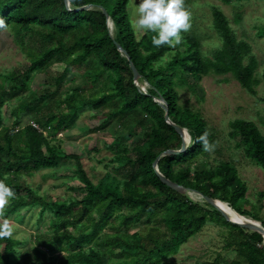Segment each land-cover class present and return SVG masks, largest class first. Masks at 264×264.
Returning a JSON list of instances; mask_svg holds the SVG:
<instances>
[{
	"label": "trees",
	"instance_id": "1",
	"mask_svg": "<svg viewBox=\"0 0 264 264\" xmlns=\"http://www.w3.org/2000/svg\"><path fill=\"white\" fill-rule=\"evenodd\" d=\"M68 1L70 9L63 0H0V17L7 21V29L37 34L50 43L30 59L25 69L4 76L3 81L10 82L7 88L0 84V179L15 191L4 217L24 207H37L39 220L49 215L51 233L37 239L43 252L37 248L32 253L24 250L21 257L18 248L23 242L11 234L0 236V264H163L210 222L226 224L233 231L228 234L225 248H231L235 256L201 264H264L260 234L228 223L209 204L194 203L187 195L169 188L152 166L165 151L180 149L182 139L166 123L167 114L172 123L187 130L191 145L178 154L161 156L156 165L158 172L184 189L227 203L237 214L251 217L264 227V218L258 219L244 208L246 186L232 165L220 162L207 169L193 166L205 153L201 135L207 132L212 141V134L198 112L179 106L175 89L191 86L183 73L193 77L229 74L250 96H256L258 81L250 46L235 38L225 15L215 7L212 25L221 44L207 58L201 55L193 36H183L174 49L166 44L154 45L155 33L147 32L137 39L127 12L129 0ZM229 1L222 0L225 4ZM85 5L92 8L73 10ZM102 9L111 21V35ZM258 36L264 37V28ZM115 43L133 63L140 81L147 84L145 93L135 85L129 62ZM166 54L170 58L158 64ZM55 62L63 64V70L53 78L55 89L21 98L28 91L31 74L44 73ZM73 69L92 87L103 76L102 86L90 93L85 87L73 88L63 95L61 107L53 110L44 101L52 102ZM9 98L18 101L10 111L15 125L27 111L44 123H37L38 128L26 124L11 133L3 126L1 116V108ZM155 99L162 100L165 107ZM259 101L264 105V98ZM85 109L100 112L102 123L122 121L129 114L138 124H147L141 142L114 150L112 161H119L118 167L111 169L114 174L105 171L97 182L83 170L78 155L52 145L43 131L48 129L56 135ZM228 126V137H239L244 156L264 171V135L258 127L242 119ZM68 159L75 162L78 197L60 200L35 196L28 184L16 180L24 172L54 169ZM121 169L124 175L119 178ZM142 218L147 224L145 233L130 232ZM157 223H162L164 230L154 225Z\"/></svg>",
	"mask_w": 264,
	"mask_h": 264
},
{
	"label": "rangeland",
	"instance_id": "2",
	"mask_svg": "<svg viewBox=\"0 0 264 264\" xmlns=\"http://www.w3.org/2000/svg\"><path fill=\"white\" fill-rule=\"evenodd\" d=\"M185 5L192 13V27L184 32L183 36L195 37L201 55L211 58L212 52L221 44L212 25L211 14L212 8L215 7L225 15L235 38L250 46V54L255 60L254 77L258 81L256 96H250L229 74H207L197 77L188 73L182 74L183 77H187L192 88L188 85L175 87L178 92V104L182 108L201 115L209 126L212 142L215 145L212 151H205L199 156L193 166L207 169L220 162H228L232 165L246 186L244 208L258 219H263L264 196H260V193H264V171L244 156L239 137L232 139L228 137V125L236 119L250 121L264 135V105L259 101L260 98H264V37L258 36V32L264 28V0H230L228 4L223 3L222 0H185ZM127 12L135 35L139 39L145 32L138 31L133 26L132 21L135 18L133 0H129ZM49 45L47 39L37 34L14 33L11 29L2 31L0 33V84L4 83V88H7L10 82H4V76L25 69L30 59ZM170 56V54L164 55L158 64H164ZM247 62L248 60L245 59L244 63ZM62 70L63 64L55 62L44 73H32L28 91L21 98L31 93L39 94L46 89L53 91L55 89L53 78ZM102 79L103 76L97 86L92 87L84 82L76 69H73L63 80L61 89L54 95L52 102L45 100L44 103L53 110L58 109L61 107L60 102L65 93L80 87H85L87 93L96 91L102 86ZM140 87L146 89L147 84L141 83ZM155 101L165 107L162 100L155 99ZM17 103L15 99L9 98L1 108L2 124L11 130V133L26 124H35L38 128L37 123H44L39 116H34L27 111L15 125L10 111ZM103 118L100 112L85 109L79 113L75 121L56 135L48 129L43 130L52 145L58 146L67 154L78 155L83 170L93 182H97L105 171H111L114 174L111 169H116L119 165V161H112L114 150L121 146L131 148L141 142L147 125L138 124L129 114L122 121L109 120L102 123ZM186 145H191L190 136L186 139ZM123 175V169H121L117 177L122 178ZM16 180L28 184L35 196L43 198L68 200L78 197L80 192L75 162L72 159L59 164L54 169L29 170L16 177ZM187 196L194 203H204L195 193L188 192ZM9 202L0 210V224L3 223L4 218H9L11 236L23 242L18 248L19 257L24 250L32 253L37 248L43 252V248L37 245V239L40 235H51L47 226L49 215L39 220V208L24 207L15 214L4 217ZM247 218L253 220L251 217ZM154 225L164 230L162 223ZM146 226L145 218H142L139 223L130 228V232L145 233ZM69 230L71 228H68ZM229 232L233 231L226 224L210 222L181 245L176 253L165 258L163 264H201L211 262L217 257L231 260L235 254L231 248H225ZM116 259L118 258L114 260Z\"/></svg>",
	"mask_w": 264,
	"mask_h": 264
},
{
	"label": "clouds",
	"instance_id": "3",
	"mask_svg": "<svg viewBox=\"0 0 264 264\" xmlns=\"http://www.w3.org/2000/svg\"><path fill=\"white\" fill-rule=\"evenodd\" d=\"M135 18L132 21L136 30L155 33L152 43L156 46H176L182 42L183 33L192 27L191 11L186 7L185 0H133ZM7 21L0 17V29H7ZM208 133L201 135L204 151H212L214 143L208 138ZM15 196L14 189L4 180L0 179V210ZM11 233V222L4 218L0 224V236Z\"/></svg>",
	"mask_w": 264,
	"mask_h": 264
},
{
	"label": "water",
	"instance_id": "4",
	"mask_svg": "<svg viewBox=\"0 0 264 264\" xmlns=\"http://www.w3.org/2000/svg\"><path fill=\"white\" fill-rule=\"evenodd\" d=\"M63 1H64V3L66 4V7H67L68 9H70V8H69V6H70L69 1H68V0H63ZM91 8H92L91 5H85V6H82V7H79V8H75V9H73V10H74V11H80V10H89V9H91ZM102 12L105 14V17L107 18V26H108V29H109V33H110V35H111V26H112L111 21L109 20V17L106 15V13H105V11H104L103 9H102ZM115 45H116L117 50H118L121 54L124 55V57L126 58V60H128V62H129L128 65H129V68H130V70H131V72H132V75H133V79H134L135 85H136V86H137V87H138L143 93H145V89L142 88V87H140V85H139V83H140V76H139V74H138L136 68L134 67L133 63L129 60V57L126 55L125 51H124L123 49H121V47H120L119 45H117L116 43H115ZM164 119H165V121H166L167 124H169L170 126H172V127L174 128L175 132H176L178 135H180V137H181L182 140H181L180 149H178V150H172V149L167 150V151H165L163 154L157 156L156 159L154 160L152 166H153L154 171H155V173L157 174L159 180H160L163 184H165L166 186H168L169 188H171V189H173V190H175V191H177V192H179V193H181V194H185V195H187L188 192H193V193L197 194V195L203 200V202L209 204V205L212 206L214 209H216V210L221 214V216L223 217V219H224L225 221H227L228 223L233 224V225H236V226H238V227H240V228H243V229H248V230L254 231V232L260 234V235L262 236V238H263V244H264V227L261 225L260 222L253 221V220H250V219H244V221H240V222L232 221V220L229 218V216L225 213V211H223V210L217 205L218 203H224V202H221V201H219V200H215V199H212V198H210V197H208V196L202 195L201 193H199V192H197V191H195V190L184 189V188L181 187L180 185H178V184H176V183H174V182H171L170 180H168L167 178H165L164 176H162V175L158 172V169H157L156 165H157V162H158L159 158H160L161 156H164V155H169V154H171V155H175V154H178V153H180V152H183V151L185 150V148L187 147V145H186V139L189 138V135H188L187 130L184 129V128H181V127H179V126H177V125H175L174 123H172V122L169 120L167 114L164 115ZM224 204L227 205V203H224ZM227 206H228V205H227ZM228 208L231 209L229 206H228ZM233 211H234V210H233ZM240 217L244 218V216H241V215H240Z\"/></svg>",
	"mask_w": 264,
	"mask_h": 264
},
{
	"label": "bare ground",
	"instance_id": "5",
	"mask_svg": "<svg viewBox=\"0 0 264 264\" xmlns=\"http://www.w3.org/2000/svg\"><path fill=\"white\" fill-rule=\"evenodd\" d=\"M141 83H145L144 81H141L139 83V85H141ZM146 84V83H145ZM189 193H193V192H189ZM223 211H225V213L229 216V218L232 221H236V222H240V221H244V219H249L247 217H240L239 214H237L235 211H233L232 209H229L228 206L224 203H218L217 204Z\"/></svg>",
	"mask_w": 264,
	"mask_h": 264
},
{
	"label": "built area",
	"instance_id": "6",
	"mask_svg": "<svg viewBox=\"0 0 264 264\" xmlns=\"http://www.w3.org/2000/svg\"><path fill=\"white\" fill-rule=\"evenodd\" d=\"M32 126H34L35 128H37L36 126H35V124H31Z\"/></svg>",
	"mask_w": 264,
	"mask_h": 264
}]
</instances>
